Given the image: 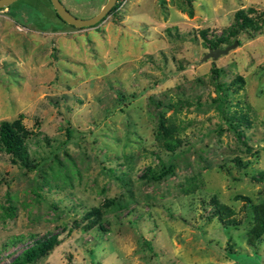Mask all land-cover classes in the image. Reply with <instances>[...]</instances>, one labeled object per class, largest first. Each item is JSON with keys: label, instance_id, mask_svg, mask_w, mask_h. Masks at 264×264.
<instances>
[{"label": "rangeland", "instance_id": "rangeland-1", "mask_svg": "<svg viewBox=\"0 0 264 264\" xmlns=\"http://www.w3.org/2000/svg\"><path fill=\"white\" fill-rule=\"evenodd\" d=\"M60 1L81 18L105 2ZM113 5L88 26L49 0L0 8V120L19 119L30 160L0 148V264L51 232L23 264H264V231L249 233L264 200L249 178L264 171V0ZM238 9L252 23L219 46L238 43L201 59ZM223 93L247 114L240 137L212 100ZM148 166L171 170L152 179Z\"/></svg>", "mask_w": 264, "mask_h": 264}, {"label": "trees", "instance_id": "trees-1", "mask_svg": "<svg viewBox=\"0 0 264 264\" xmlns=\"http://www.w3.org/2000/svg\"><path fill=\"white\" fill-rule=\"evenodd\" d=\"M5 6H8V4ZM113 8L114 5L111 6L109 11ZM251 23L250 17L244 14L242 9L236 10L234 12L233 22L227 27L226 31L216 38L210 40L207 39L206 42L208 48L219 46L222 42H225L229 36L234 35L239 29L249 26ZM238 79H241L240 76H238ZM212 100L216 101V104L221 111L222 123L227 128L231 129L237 137H240L242 132L239 128V124H249L246 112L241 110L239 106L238 113L235 110L230 112L227 108L224 109V103L226 102L224 93L217 95L216 98H213ZM246 107H249L248 104H246ZM157 135L161 136L163 146L170 151L173 150L175 143L178 142V139H175V137L171 135L169 127L163 123H159ZM25 136V129L21 125L18 118L12 120H0V148L9 154L13 161H17L23 166H29L30 160L28 158V152L24 142ZM236 162L238 163L240 160L236 158ZM170 168V166H166L154 171L148 166L146 167V172H144V174L149 178L157 179L169 172L171 170ZM249 178L254 181L264 182V171H258L256 174L250 175ZM251 209L254 222L249 230L250 239L252 237L260 236L264 231V200L260 203L252 204ZM99 214L100 208L98 206H93L85 211L84 218H89L91 216L98 217ZM58 240L59 238L57 234L53 232L32 238L31 243L23 247L20 252L13 257L11 264H23L34 261L36 258L51 249L58 242Z\"/></svg>", "mask_w": 264, "mask_h": 264}, {"label": "water", "instance_id": "water-1", "mask_svg": "<svg viewBox=\"0 0 264 264\" xmlns=\"http://www.w3.org/2000/svg\"><path fill=\"white\" fill-rule=\"evenodd\" d=\"M13 0H0V7H3ZM55 13L59 16L63 21L74 25V26H88L93 25L98 22L106 13L109 11L111 6L113 5L115 0H105L100 9L94 13L93 15L81 18L72 15L65 6L61 3L60 0H49ZM237 44V39L234 38L232 42L225 44L224 46H214L209 47L207 51H205L201 57V59L211 58L215 59L218 55L226 53L230 48L234 47Z\"/></svg>", "mask_w": 264, "mask_h": 264}]
</instances>
